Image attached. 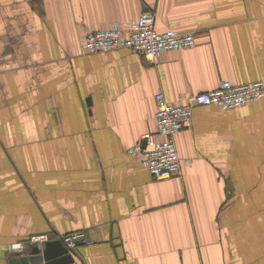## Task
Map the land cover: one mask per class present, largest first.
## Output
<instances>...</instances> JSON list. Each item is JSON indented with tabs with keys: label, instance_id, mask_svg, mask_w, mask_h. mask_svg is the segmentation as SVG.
I'll return each mask as SVG.
<instances>
[{
	"label": "crops",
	"instance_id": "crops-1",
	"mask_svg": "<svg viewBox=\"0 0 264 264\" xmlns=\"http://www.w3.org/2000/svg\"><path fill=\"white\" fill-rule=\"evenodd\" d=\"M145 11L196 45L83 50L88 28L128 33ZM223 80L264 82V0H0V264L73 232L75 264H264V97L194 106L181 176L128 152L156 131L158 93L189 104Z\"/></svg>",
	"mask_w": 264,
	"mask_h": 264
},
{
	"label": "built area",
	"instance_id": "built-area-1",
	"mask_svg": "<svg viewBox=\"0 0 264 264\" xmlns=\"http://www.w3.org/2000/svg\"><path fill=\"white\" fill-rule=\"evenodd\" d=\"M195 45L196 37L193 31L171 28L160 32L156 28V14L145 11L133 22V28L128 33L118 24H113L107 29L88 28L83 50L87 53H98L129 48L155 62L162 52L192 48ZM263 97V81L236 85L231 81L223 80L217 88L197 94L193 103L189 104L168 102L162 93H158L156 131L145 133L142 142L129 148L128 152L139 156L142 164L157 179L181 176L184 164L179 156L176 135L190 127L194 106L218 105L224 109H231L256 102ZM54 239L61 240L70 251H74L84 239V234L80 232L64 235L33 234L26 240L9 244L8 249L24 252L35 246L43 247Z\"/></svg>",
	"mask_w": 264,
	"mask_h": 264
},
{
	"label": "water",
	"instance_id": "water-1",
	"mask_svg": "<svg viewBox=\"0 0 264 264\" xmlns=\"http://www.w3.org/2000/svg\"><path fill=\"white\" fill-rule=\"evenodd\" d=\"M89 242V234L86 233ZM28 250V249H27ZM22 253V252H21ZM12 264H75L73 251H70L61 240H52L45 247L35 246L25 254L11 261Z\"/></svg>",
	"mask_w": 264,
	"mask_h": 264
}]
</instances>
